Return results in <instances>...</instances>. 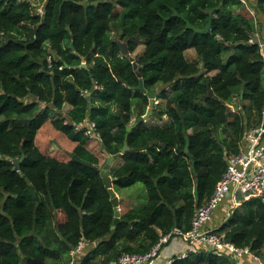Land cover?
Returning a JSON list of instances; mask_svg holds the SVG:
<instances>
[{"label": "trees", "instance_id": "obj_1", "mask_svg": "<svg viewBox=\"0 0 264 264\" xmlns=\"http://www.w3.org/2000/svg\"><path fill=\"white\" fill-rule=\"evenodd\" d=\"M40 1L42 14L31 0H0V264H71L82 241L90 246L77 264H111L148 253L174 229L189 232L260 122L264 60L250 40L264 0ZM122 42L131 54L144 45L135 63ZM141 79L163 101L149 119L158 123L128 133L149 107ZM51 116L75 144L67 161L35 143ZM81 124H95L97 140ZM95 140L108 156L127 142L114 187L147 191L115 229ZM215 233L264 258V198L242 202ZM201 249L174 264L241 263Z\"/></svg>", "mask_w": 264, "mask_h": 264}, {"label": "built area", "instance_id": "obj_2", "mask_svg": "<svg viewBox=\"0 0 264 264\" xmlns=\"http://www.w3.org/2000/svg\"><path fill=\"white\" fill-rule=\"evenodd\" d=\"M38 11L42 14L43 8ZM0 35L3 33L0 32ZM254 39L255 37L251 38L250 43L254 44ZM259 46L264 60V42L259 43ZM48 59L51 61V56ZM80 127L78 130L79 128L87 129L86 134L93 140H97V136L93 133L95 124H81ZM252 198H264V107L260 122L245 132L240 152L229 158L227 170L216 186L211 199L196 211L192 229L187 233L174 229L172 234L162 237L148 253L124 254L111 264H158L157 259L163 246L174 237L184 238L189 243V249L171 258L166 264H174L177 259H187L191 253L197 252L195 248H208L218 253L229 251L238 260L251 256L254 261H259L250 248H237L226 241L223 235L205 230V226L212 220L214 213L228 199L233 201V206H240L242 202ZM89 246V242L82 241L70 254L71 264H77L78 256L82 255Z\"/></svg>", "mask_w": 264, "mask_h": 264}, {"label": "rangeland", "instance_id": "obj_3", "mask_svg": "<svg viewBox=\"0 0 264 264\" xmlns=\"http://www.w3.org/2000/svg\"><path fill=\"white\" fill-rule=\"evenodd\" d=\"M34 5L36 7H38L40 9V7H42V3L40 0H31ZM256 14V13H255ZM260 24L258 25V30H264V16H260ZM256 37V36H255ZM119 38H116V40H118ZM120 40V39H119ZM255 43H261L264 42L263 41H259L257 39V37L254 39ZM125 43V42H122ZM144 50V45L140 44L137 48V50L131 54V56L133 58L139 56ZM187 58H189L190 60H194L197 61L199 60L196 53L194 52V50H189L186 53ZM164 86L159 83L156 86V89L158 91H161V89ZM3 92L1 84H0V93ZM163 102L161 99L157 100L156 97V104ZM241 105L242 103H240L238 100H236V105ZM235 107V105L233 106V108ZM234 111L235 108L233 109ZM54 116V115H53ZM51 119L52 116L50 118V120L48 121V123L39 131L37 137H36V145L46 154L52 155L56 158H58L59 160L62 161H67L69 160V155L71 154V152L73 151L75 144L74 142L68 140L66 138V136L61 133L56 131L52 125H51ZM137 119V115L135 114L132 118V123H135ZM3 120L2 117H0V121ZM148 123L152 124V123H158L156 119L153 120H148ZM228 133L225 132V136H227ZM89 149L91 151H93L97 156H99L100 158V162L101 165H105L107 162V159L109 158L108 155H106L105 153H103V150L100 147V144L95 140L91 142V145L89 146ZM123 163L122 159H117L112 167L113 168H117L119 167L121 164ZM112 177V176H111ZM114 191L118 194L121 204H120V209H121V214L123 212L128 211L129 209H141L144 207V205L147 202V191L146 188L144 186V184L139 183L136 184L133 187L130 188H119V187H114ZM231 205H233V201L230 200ZM228 211H230V209H227ZM61 218V216H60ZM217 255H219L218 252H216Z\"/></svg>", "mask_w": 264, "mask_h": 264}, {"label": "water", "instance_id": "obj_4", "mask_svg": "<svg viewBox=\"0 0 264 264\" xmlns=\"http://www.w3.org/2000/svg\"><path fill=\"white\" fill-rule=\"evenodd\" d=\"M120 45H121V48L123 49L124 55L127 56L131 60L132 63H135V58H133L131 56V53L129 51V47H128L127 43H121ZM70 48L74 50L73 42H71ZM135 69H137L136 65H135ZM138 90L142 91L143 93H145L149 97V107H148L147 113L141 117H138L136 119V123L134 125L128 126V128H127L128 133H130L135 126L148 121L152 117L153 109H154L155 104H156V93L147 92L145 87H144V82L142 79L140 80V86H139ZM127 150H128V143L126 142L124 145V148L122 149V151L118 155L109 156L106 164L104 165V167L101 170V176L103 177L106 188L109 190V193L111 195V198H112L111 200H112V203L114 205L115 214H116L114 226L112 227V229H115L116 226L119 225V223L121 222V209H120L121 201H120L118 194L114 191L115 179L111 177V169H112L113 163L117 159H119L122 155H124ZM186 150L187 151L189 150V141L187 142Z\"/></svg>", "mask_w": 264, "mask_h": 264}, {"label": "crops", "instance_id": "obj_5", "mask_svg": "<svg viewBox=\"0 0 264 264\" xmlns=\"http://www.w3.org/2000/svg\"><path fill=\"white\" fill-rule=\"evenodd\" d=\"M256 37L259 41H263L264 30H258L256 33ZM237 207L238 206L231 205L230 199H228L214 213L212 220L205 226V230L216 231L217 229H219ZM227 209H230V211H228ZM188 249L189 243L184 238L174 237L170 242L166 243L163 246L157 262L158 264H166L171 258L187 252ZM195 250L197 252H201L203 249L195 248ZM240 261V264H264V258H259V261H254L251 256H246Z\"/></svg>", "mask_w": 264, "mask_h": 264}]
</instances>
